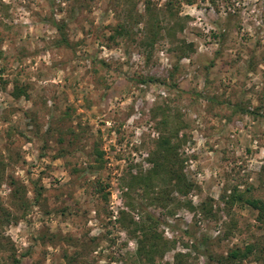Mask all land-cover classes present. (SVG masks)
Segmentation results:
<instances>
[{
    "label": "rangeland",
    "instance_id": "obj_1",
    "mask_svg": "<svg viewBox=\"0 0 264 264\" xmlns=\"http://www.w3.org/2000/svg\"><path fill=\"white\" fill-rule=\"evenodd\" d=\"M168 135L193 188L162 175L129 189ZM0 177V205L16 216L0 226V264H219L264 244L256 211L221 199L234 187L264 198V0H0ZM162 191L169 200L154 201ZM145 212L166 241L151 261L126 229Z\"/></svg>",
    "mask_w": 264,
    "mask_h": 264
},
{
    "label": "trees",
    "instance_id": "obj_2",
    "mask_svg": "<svg viewBox=\"0 0 264 264\" xmlns=\"http://www.w3.org/2000/svg\"><path fill=\"white\" fill-rule=\"evenodd\" d=\"M187 3H192L193 0H185ZM156 21V20H155ZM51 24L57 30L60 38L57 40L58 44L68 45V40L65 34V23L62 21H57L55 19L51 20ZM151 28L156 29L154 36L157 34L158 28H160L158 21L155 23H151ZM125 28L119 25V29H116V32L119 34L124 31ZM173 35V33H172ZM179 50V55L186 56L189 52L193 51V44L188 43L185 44L184 42L177 48ZM20 93L16 94L19 95ZM198 97H204L201 93H196ZM210 101H214L215 98L207 97ZM235 111L245 112V113H254L249 111L245 108H242L239 104L233 105ZM178 130H173V135L176 137ZM171 137L173 136H166L159 138L157 145L158 150L150 157V161L152 162V167L146 171L144 174H137L135 176H131L130 181L128 182L129 189H133L136 186H140L144 189V191H148L152 189L154 185V181L156 179H161L162 175H165V180L170 185V189H177L181 194H187L194 186L192 182L187 180L184 175L182 174V160L178 157L177 154V147L180 145L179 143L171 142ZM99 157L102 155L101 152L98 153ZM1 178V177H0ZM10 184L13 185L15 182L13 180L10 181ZM101 188L97 189L100 191ZM250 188H246L244 191L239 190L237 187L231 189L229 193L223 194L221 199L229 205L233 204H241L248 206L256 211V220L260 224V227H264V198L255 196L250 193ZM162 191L154 198V201L158 203H166L169 200L168 193ZM40 191L36 192L35 199L39 198ZM12 199L14 204L17 205L19 208H27V199L25 195L24 188L21 187H13L11 192ZM104 197L105 194H104ZM127 206L131 209H135L134 204L132 202H127ZM141 208V205H138ZM198 209L202 214L210 213V208L207 207L206 202H201L198 206ZM121 217H124V211H121ZM123 219V218H122ZM128 219V220H127ZM127 232L130 236L134 237L137 242V255L139 258L144 257L145 260L151 261L155 255V253L162 255L164 246L166 245V241L163 240L161 234L157 232L156 228L159 223V220L154 217L153 214L149 212H145L143 218L138 222L133 219V217L127 218ZM16 220V216L13 215L9 210L0 205V226L7 225L12 221ZM126 222H123L125 224ZM129 226L131 230H129ZM41 239H49L52 241L56 238L59 239H67L69 241H73L71 237H63L61 235L55 233H49L48 231L42 234ZM66 241V240H65ZM197 253L201 256H208L209 259H214L211 254H206L205 249L202 250L200 243L196 241L193 244ZM3 243L0 239V249H2ZM182 256L179 253L175 254L176 258ZM253 256L256 261H259L264 264V244L259 243H249L240 247H234L230 249L226 255H220L215 258V261L219 264L224 263H241L244 259ZM178 260V259H177ZM17 262V260H14ZM204 264H207L205 262Z\"/></svg>",
    "mask_w": 264,
    "mask_h": 264
}]
</instances>
